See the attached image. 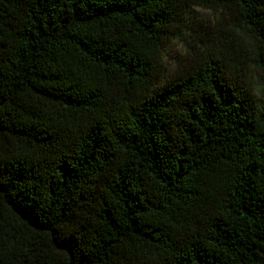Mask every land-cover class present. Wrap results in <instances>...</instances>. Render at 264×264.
Masks as SVG:
<instances>
[{"label":"trees","instance_id":"obj_1","mask_svg":"<svg viewBox=\"0 0 264 264\" xmlns=\"http://www.w3.org/2000/svg\"><path fill=\"white\" fill-rule=\"evenodd\" d=\"M0 264H264V0H0Z\"/></svg>","mask_w":264,"mask_h":264},{"label":"rangeland","instance_id":"obj_2","mask_svg":"<svg viewBox=\"0 0 264 264\" xmlns=\"http://www.w3.org/2000/svg\"><path fill=\"white\" fill-rule=\"evenodd\" d=\"M192 26H194V28L197 30L200 27L199 32H189L193 39H196L193 36L198 34H203L201 36H205L204 31L211 33L216 29V25L213 21V13L201 8H194L192 11ZM190 39L191 38L186 37V40ZM184 44L186 43L183 38L181 39L178 36H174L169 39L166 46L164 47L163 62L167 75L176 69L179 59H181V57L184 55ZM251 83L254 85L257 83L253 73L251 77ZM255 96H259L257 91H255Z\"/></svg>","mask_w":264,"mask_h":264}]
</instances>
